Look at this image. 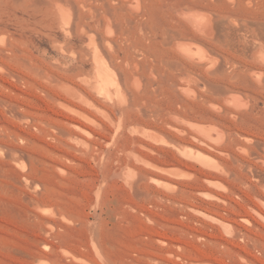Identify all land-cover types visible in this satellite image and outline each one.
<instances>
[{"label": "rangeland", "instance_id": "rangeland-1", "mask_svg": "<svg viewBox=\"0 0 264 264\" xmlns=\"http://www.w3.org/2000/svg\"><path fill=\"white\" fill-rule=\"evenodd\" d=\"M203 4L215 18L228 20H224L228 37L217 43L188 26L189 37L211 44L218 53L212 60L184 56L176 42L162 41L161 35L153 41L117 39L112 48L104 44L107 62L121 76L127 97L131 96L129 104L118 97L108 99L91 87L97 71L90 55L92 44L79 39L53 41L44 28L25 29L20 23L12 31L28 37L0 41V264H83L80 259L93 264H264V219L253 214L251 222H238V239L231 241L216 222L184 206L182 191L187 189L192 202L236 218L252 202V192L262 189L257 173L264 171V165L251 156L264 151L258 143L261 139L264 143V81H260L264 80V54L252 42L264 46V0H204ZM52 31L60 29L56 26ZM212 68L219 70L213 73ZM186 81L197 92L190 88L189 94L182 86ZM229 89L232 95L237 90L231 104L225 101L231 95ZM80 93L102 108L85 102ZM61 99L78 105L93 120L65 108ZM240 100L242 108L237 107ZM116 107L121 115H115ZM180 110L191 119L212 127L216 123L233 133L227 145L229 155L214 149L222 161L230 163L229 174L206 167L174 147L176 139L208 147L196 132L174 129L173 112ZM74 118L92 126V133L72 125ZM234 139L245 142L250 155ZM177 164L190 165L194 176L180 174L174 169ZM130 167L138 176L131 169L135 174L130 177ZM208 172L230 185L225 191L211 184L225 192L229 207L207 204L205 200L211 198L204 200L194 193L205 185L203 176ZM48 218L54 226L45 223Z\"/></svg>", "mask_w": 264, "mask_h": 264}, {"label": "bare ground", "instance_id": "bare-ground-1", "mask_svg": "<svg viewBox=\"0 0 264 264\" xmlns=\"http://www.w3.org/2000/svg\"><path fill=\"white\" fill-rule=\"evenodd\" d=\"M203 1L204 0H0V41L1 40L4 41V40H6L8 38L9 39H19V38L28 37V34H26V33L16 34V33H14L12 31L13 25L15 23H20L22 25V27H24L25 29L40 30V28H44L46 30L44 34L48 38L52 39L53 41H59L60 39H64L67 42H70L71 43L72 41H74L76 39H79V40H81L84 43L92 44L93 45V49L91 51L92 54H90V55H92L94 57L93 59H95V63H96V66H97L96 67L97 68V71H96V73L94 72L95 74L93 73L95 76H93V80L91 81V87L94 90H96L97 92H100V93L104 94L105 97L108 98V99H112L113 97H118L120 100L121 99L122 100L126 99L127 100V103H128V102H131V99H130V101H128L129 99H127V98L128 97H131V96L128 94L129 96L127 97V92L122 87V78H121V76L116 71V69L113 68L107 62V59L108 58L106 57V55H107L108 52H107V48L105 47L104 44L105 43H108L109 46H110V48H112L113 47L112 46V44H113L112 42H114V40H117V39H121V40L123 39L124 41L125 40L153 41V40H156L159 37V35H161L162 41L168 40L170 42L171 41L174 42V43L176 42V44L178 45V46L177 45L176 46L178 47L180 53H182L184 56H188L189 58L196 59V61L197 60H200L199 57H201V56L202 57H206L208 59V61L209 60H212L214 58V56L218 55V53H216L215 50L211 47V44L209 45L208 43H206L205 41H202L198 37H194V36L189 37L186 34V31L188 30V26L191 25L193 27V29H195L197 32H199L201 34H204L205 37H207L208 39L212 40L214 43H217V42H219L221 40H224L226 37H228V31H227L226 26H225L226 23H224V20L225 19L224 18L223 19H220V18L217 19V18H215L214 15H213V13L211 11L205 9L204 4H203ZM231 1L233 2V0H231ZM248 4H249V2H248ZM233 6H235V4H233ZM237 18H239V17H237ZM237 18L234 17L235 20ZM226 20H227V18H226ZM232 21H234L233 20V17H232ZM236 21H235V23L237 24ZM238 21L241 22L242 20L241 19H238ZM244 25H243V28H245ZM56 26L60 29L59 32L58 31H52V29L55 28ZM173 26H174V29H173ZM237 26H238V24H237ZM175 28H177V29H175ZM241 30H243L245 33L247 32L244 29H241ZM241 30H240V33L243 32ZM232 31H233V29H232ZM261 34H262V31H261ZM231 38H233V37H231ZM241 38H242V36H241ZM233 39H235V38H233ZM250 40H251V38H250ZM231 41H232V45H233L234 44L233 43V40H231ZM235 42H237V41H235ZM252 42H255V45H254L255 47L253 46V43H251V45L253 46V48H256V50L258 51V53L261 52L262 55H263L264 54V46L262 44L263 42L261 43L262 45H258L260 43L258 41L257 42L256 41H252ZM237 43H235V44L237 45ZM171 44H173V43H171ZM223 45H224V43H223ZM172 47L175 48V46H173V45H172ZM247 49H248V47H247ZM251 50L254 51L255 49H252L251 48ZM253 54H255V53H253ZM77 55H79V54H77ZM220 56L223 57L222 55H220ZM258 57H259V55H258ZM197 58H199V59H197ZM216 59H218V58H216ZM216 59H214L215 61L213 60L212 62H216ZM219 59L217 60L218 62L221 61V59L220 60ZM92 62H94V61H92ZM263 62H261V63H263ZM211 64L212 63H210L209 67L211 66ZM213 64L215 65V67H217L216 65H218L219 63L218 64L213 63ZM0 66H1V64H0ZM221 67H222V65H221ZM214 68H212V70ZM218 68L216 70H219ZM222 68L224 69V66ZM137 69H138V67H137ZM245 69H244V71H246ZM256 69L257 68H255V70ZM216 70L214 69L213 70V73L214 72L216 73ZM230 70L232 71V69H230ZM253 70H251L249 72H252V74H253V72H254ZM225 71H226V69H225ZM258 71H259V69H258ZM258 71L256 72V73H258L256 75L259 76L262 71L260 70L259 71L260 73ZM153 72H155V71L153 70ZM135 74H137V73H135ZM256 75H255V77H256ZM236 77H237V75H236ZM85 78H86V76H85ZM83 80H82V82H83ZM190 80L188 79V81H190ZM188 81L182 83L183 88L186 89L187 92L190 91V88H192L191 90H194V88L191 87V85H190L191 83L190 82L188 83ZM260 81H264V80H260ZM260 81H258V82L261 84ZM86 82L88 84V82H90V81H85V83ZM137 83L138 82L136 81V84ZM64 84L66 85V81H65V83L63 82V85ZM70 85H71V83H70ZM70 85L67 84V86L71 87L72 85L71 86ZM141 85H143V84H141ZM73 87H71L72 90L75 89ZM77 89H78V87H77ZM230 90H232V89H229V91L228 90L227 91H228V93L230 92L231 95H232V92ZM263 90H264V88H263ZM76 92H79V90H75V93ZM190 92H192V91H190ZM195 92H197V91H195ZM224 93H225V91H224ZM230 93L228 95H230ZM234 93L233 94L235 95V97H234V95H232L233 97L231 95L230 96L227 95L228 98H226L225 101L229 100L228 102L230 104H231V102H235L236 100L234 101L233 99L236 98L237 90ZM77 94H79V93H77ZM238 95H239L240 99H242L241 96H240L241 94L238 93ZM242 95H243V92H242ZM249 96H250V94H249ZM80 98H83L85 100V102L87 100L89 103H91V105L97 106V109L99 107L102 108L101 106L98 105L99 103H96L97 101L95 102L90 97L88 99L87 96H85V95H83L81 93H80ZM194 98H196V97H194ZM116 100H118V99H116ZM249 100L250 99L248 98V104L250 102ZM63 101H62V99L60 100L61 104H62ZM204 101H206V100H204ZM58 102H59V100H58ZM64 102H63V104H64ZM241 102H243L242 103L243 105H240ZM241 102L239 104L240 106L239 105L237 106L238 108L239 107L242 108V106L244 107V101H241ZM118 103H120L119 100H118ZM66 104L67 105L65 106V108L68 106L67 108H70V110H72L73 113H76L77 115H80V117L83 116V118H86V117L89 118L88 120L90 122H91V120H93L92 119L93 116L90 113H88L87 111H85V110H83L81 108H78L77 107L78 106L77 104H76L77 106H75L74 104H71V103H66ZM120 104H122V103H120ZM114 106H115V103H114ZM214 106L216 107V105H214ZM220 106H222V105H220ZM249 106H247V108ZM137 107H138V105H137ZM248 109H250V108H248ZM192 110L193 111H196V109L194 107H192ZM181 111L182 110L173 112V115H175L174 118L176 120V123L174 125L175 128L174 127L173 128L179 130L182 133H187L189 131L196 132L197 134H199L197 136L200 138V140L203 141V142H205L208 147H203L201 145L195 144V143H193L194 140H192V142H191L189 140L176 139V138H175L176 141L173 142L176 145H174L172 143L174 145V147L176 146L177 149H178V151L181 154L187 156L188 158L196 159L198 162L200 161L203 165H206V167L208 166V167L217 169V170L221 171L224 174H227V173L229 174L230 169H231L229 167V164L230 163L228 164L227 162L222 161L219 158V154L216 153L214 149H216L217 152L219 151L222 154L229 155V150L228 149L230 147L227 148V145L230 142V138H231V135L233 133H231V131L229 133L228 130H224L223 129L224 127H220L221 125H217L216 123L212 127V125H211L212 123H208L209 125L208 124L206 125V124H203L200 121H198L196 118L194 120V117H193V119H191L188 115L183 114ZM259 111H260V112H258L259 114L260 113H263V112H261V110H259ZM107 112H109V111H107ZM104 114H105L104 116L106 117V112ZM119 114L121 115V109L116 107V109H115V115L117 116ZM173 115H172V117H173ZM21 117H23V119H26V118H24L25 116L23 114L21 115ZM80 120L74 118V119H71L70 121L72 122V125H74L78 129L82 130L83 132L88 133V134L92 133V130H91V127L92 126L90 127L88 124L83 123ZM70 125H71V123H70ZM171 125H173V124H171ZM177 130H175V131H177ZM179 135H181V134H179ZM193 135H194V133H193ZM176 136H178V135H176ZM183 136H184V134H183ZM245 137L248 138V136H246V134H245ZM152 138L155 139V137H152ZM165 139H168V142L170 143V141H169L170 138H167L166 137ZM86 140H84V143H86L85 142ZM158 140H162V137H161V139L158 138ZM234 140H236V139H234ZM171 141H173V140H171ZM258 141L259 140L257 139V142ZM260 141L261 142H258V143H261V146L264 147L263 140L261 139ZM244 143L245 142H243V144ZM258 143H257V145H260ZM231 144H233V143H231ZM237 144H238V146H239L240 149L247 150L246 148H249V147L243 146V144L240 143V142H238V141H237ZM246 144H247V142H246ZM253 148H254V146H253ZM0 149H2V148L0 147ZM254 151H256V149H254ZM258 151L261 152L260 150H258ZM242 152H244V151H242ZM245 152H247V154L250 155L249 150H247ZM262 153H261V155H262ZM137 154H139V153H137ZM244 155H246V154H244ZM254 155H255L254 158H256L255 159L256 162L259 163V165L261 164V166L264 165V156H261L257 152L254 153L251 156H254ZM249 157H247V158H249ZM140 158H142V157L140 156ZM144 158H145V156L143 155V160H144ZM183 161H185V160H183ZM247 161H245V163ZM149 162H152V160L149 159ZM156 165H159V164H155V166ZM184 165L177 164V166L176 165L175 166L178 167V168H174V169H178V172L180 174L186 175L185 177L194 176L193 175L194 174V171L193 170L191 171V169L188 167L190 165H187V164H186L187 166H184ZM253 166H254V164H253ZM158 167H156V168H158ZM248 167H249V165H248ZM125 169H126V167H125ZM131 169H134V168L133 167L132 168L130 167L128 169L129 172H130V177L132 176V173H133V176L135 174ZM124 170L122 168V171H124ZM126 170H125L126 174L129 173ZM125 172H122V173H125ZM135 172H136V170H135ZM137 173L138 172H136V175H137ZM180 174H178L179 177H180ZM238 175H239V173H238ZM238 175H237V178H238ZM127 176L129 177V174ZM224 176L225 175H223V177ZM128 177L126 179H128ZM257 177L259 179L260 186L262 187V189L260 190L258 188L260 191L252 192V194H251V198H253L252 202H250L248 204V206L246 207V210L241 211L239 213L237 212L238 213V216L236 218L233 217V216H231L230 214L222 213L218 209H216L214 207H211L209 205H205V204H202V203L201 204H197V203L192 202L190 200L192 197L190 195V192L187 189L182 191L183 195L185 196V201H184L185 209L186 208H189L190 210L199 212L203 216H205L206 219H208L210 221H213V222H216L220 226V228H222L225 231V233H227L230 236L231 241L232 240L234 241L236 239V237L238 239V236H237L238 231H239V228L237 226V223L238 222H240V223L241 222H245V223L246 222H251L252 221V219H251L252 217L251 216L253 214H257L261 219H264V208H263V206H264V171L258 172L257 173ZM134 178L135 177H133V179ZM203 181L206 182L205 185H202V186L200 185L201 187L198 188V189H196L197 191H195V189H194V193L195 192L198 193L197 195H199L200 197H202V199L204 197L211 198L212 200H205V198H204L205 203H207V204H212V203L215 204L216 203V205H218L217 203H220V204H222L224 206H228L229 207V204H230L229 201L230 200H229L228 196L225 194V192H220L219 189H218L219 191L213 189L211 187V184L216 185L217 187L220 186L221 189H224L225 191H229L230 190V188H229L230 185L228 184L229 185L228 186L225 182H221L220 179H218L215 175L210 174V173L209 174H205L203 176ZM166 183H168V182H166ZM174 183H170V184H173L174 185ZM257 185H259V184H257ZM174 187L176 188L177 186H174ZM178 190H179V188H178ZM189 190H191V189H189ZM176 191H177V188H176ZM237 200H239V199H237ZM241 202H243V201H241ZM176 203H178V202H176ZM38 204H39L37 206L38 208L42 207L40 205V203H38ZM47 208H49V207H45L44 206L43 209H47ZM40 210H42V209H40ZM51 210H50V212H51ZM54 212H55V210H54ZM46 222H47V224L49 226H52V225L54 226L52 219L48 218L47 221H45V223ZM53 230H54V228H53ZM239 235H240V233H239ZM224 238H226V237H224ZM226 239H228V238H226ZM43 244L45 246H47V247L50 246V244L47 243V242H45V241H44ZM44 245H42V246H44ZM245 247H244V249H245ZM41 259H42V257H41ZM43 260H44V258H43ZM80 260H81V262L83 264H93V263H91L92 261H90L88 259H80Z\"/></svg>", "mask_w": 264, "mask_h": 264}]
</instances>
